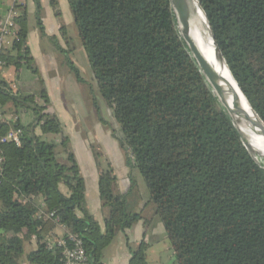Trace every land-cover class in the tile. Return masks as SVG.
I'll list each match as a JSON object with an SVG mask.
<instances>
[{"label":"trees","instance_id":"trees-1","mask_svg":"<svg viewBox=\"0 0 264 264\" xmlns=\"http://www.w3.org/2000/svg\"><path fill=\"white\" fill-rule=\"evenodd\" d=\"M67 1L94 81L121 128L120 137L112 136L130 170L144 178L149 200L143 209L134 207L131 198L141 195L132 173L128 192L118 193L112 164L90 145L99 172L102 228L87 209L84 178L62 122L49 112L42 80L41 90L21 95L0 74L2 113L33 115L29 124L0 120V137L23 131L21 145L0 147V264H21L23 257L28 264H61V250L47 245L56 219L82 238L91 264H104V251L117 233L125 236L129 264H148V245L142 240L132 247L127 233L140 221L148 229L150 205L162 220L176 264H264V166L250 156L199 71L179 35L170 0ZM26 2L15 6L18 41L2 59L5 68L37 74ZM33 2L46 35L41 2ZM198 2L230 72L264 122V0ZM51 5L59 13L57 1ZM65 62L77 81L85 82ZM50 135L60 141L46 140ZM39 212L54 217L44 221ZM33 236L36 248L26 253Z\"/></svg>","mask_w":264,"mask_h":264},{"label":"crops","instance_id":"crops-1","mask_svg":"<svg viewBox=\"0 0 264 264\" xmlns=\"http://www.w3.org/2000/svg\"><path fill=\"white\" fill-rule=\"evenodd\" d=\"M60 1L63 10L67 14L68 7H70L68 1ZM60 1L58 0V4ZM40 2L42 6V24L48 36L47 38H50V40L53 38L55 42L62 48V50H65V54L60 52L59 56L55 48L56 45L55 47L52 46L53 48L48 47V49H44L42 43L43 40L40 38L35 29L32 30L31 19H37L36 5L33 0H27L26 2L30 29L28 36V46L30 48L33 61L36 63L35 65L38 69L37 74L40 76L39 79L42 80L50 99L49 112L57 115L62 122L64 133L69 138L70 148L76 157L81 175L84 178L87 209L90 214L100 223L101 227L104 228L105 215L101 208V200L98 188L99 172L90 148L91 143L86 137L83 136L82 132H80L79 127L82 126V124H80V120L76 121L78 119V96L72 97L68 95L64 79L66 75L65 67L69 68L66 62L64 63V56L67 57L65 61L71 60L72 64L78 70L83 66L79 62L84 60V63L87 64L88 57L81 42H79V46L73 43V38L71 36L73 33L70 32V27H73L74 34L78 33L74 28L76 25L74 21L71 20L70 15H67L69 27L65 19L62 16L59 17V13H57L52 7L50 0H40ZM13 3L14 0H0V19L6 16L8 11L13 6ZM31 74L32 73L27 69H21V71H18L14 66H10L5 68L1 74V77L7 82L11 83L14 91H17L22 95L20 84H23V81L27 80ZM32 84L33 86L31 85V90L33 91V89L36 87L35 84H37L35 78L32 79ZM75 90L78 91L77 85H75ZM33 93L34 92L30 94ZM6 109H9V107L5 106L4 110ZM0 112H2V110H0ZM17 114L18 115L14 117L21 118L24 124H29L33 119L31 112H21ZM7 118L11 121L13 115L10 113L7 114L6 119ZM48 137H46V140L48 141H60L59 136L57 137L59 139L56 137L53 139H47ZM111 143L113 152H117L115 153L116 162H112V167L114 168L115 175L118 179L117 191L120 194H126L130 187V168L126 162L125 153L121 150L119 144L114 141ZM63 191L65 192V190ZM131 202H133L134 207L138 209H143L147 203L145 196L144 198L143 196L131 198ZM153 211L154 210L151 205L145 209V215L151 218V223L148 229L145 228L144 221H140L136 223L130 230H128L127 235L131 246L134 248L137 247L142 242V240H144L148 245V264H167L168 261H171L172 257L175 259V254L170 244V247L168 246L167 234L163 223L160 222V220L157 218V215L153 214ZM53 233L58 236H63L64 229L56 227ZM34 241L35 240L32 239V242H29L27 243L28 245H25L26 253L36 248ZM162 248L165 250H161ZM163 252H168L169 256L163 257ZM130 258L131 254L126 244L124 234L117 233L111 245L108 246L104 251L103 263L129 264Z\"/></svg>","mask_w":264,"mask_h":264},{"label":"rangeland","instance_id":"rangeland-1","mask_svg":"<svg viewBox=\"0 0 264 264\" xmlns=\"http://www.w3.org/2000/svg\"><path fill=\"white\" fill-rule=\"evenodd\" d=\"M56 1H57V11H59V15H60L59 17L62 16L65 19L67 25L69 26L67 22L68 14L70 15L71 20L74 21L70 7H68V12L66 14V12L63 10L61 1L59 0L60 1L59 4H58V0ZM16 13L19 14L20 10L16 9ZM31 28L32 30L35 29L37 33L39 34L40 38L43 40L42 43H43L44 49H48V47H52V46L55 47L56 45L55 40L52 41L50 40V38H47L48 37L47 34L46 35L41 34L37 19L35 18L31 19ZM70 28H71L70 32L73 33L71 35L73 38V43L79 46L80 45L79 36L78 34H74V30L72 26ZM74 28L76 32H78L77 28L76 27ZM55 48L58 52V55L60 56L59 49L57 48V46ZM66 58L67 57L64 56V63H65ZM69 61L72 63L71 60ZM79 63L83 65L81 68H79L80 70L79 72H80L81 77L85 80V82L83 83L78 82L75 74L71 72L70 68H67V67H65L66 75L64 77L68 95L72 97L78 96V102H77V106H78L77 107V118L78 119L76 121L80 120V124H82V126L79 127L80 132H82L83 136L86 137L87 140L91 143L90 145H93V144L97 145L98 148H100V151L102 152L104 158L108 160L109 163L112 164L113 161L116 162L115 153L117 152L115 153L113 152L111 142L114 141L118 144L117 140L112 136V132H115V134L118 137H120L122 134L121 128L119 124L117 123V121L114 119L107 102L105 101V99L102 97V95L100 94L98 90L97 84L93 79V72L91 71L92 69H91L89 60H87V64L84 63V60H81ZM34 64L36 63L34 62ZM33 74L34 73H32L28 79L26 78L27 80H24L23 84H20V87L22 89L21 90L22 95H30V93L37 92L42 89V82L39 79L40 78L39 74H34V75ZM34 78L37 84H35L36 87L32 91L31 85L33 86L32 79ZM75 85L78 86V91L75 90ZM55 137L57 138L58 136L50 135L47 139H53ZM59 151L62 152L61 149H59ZM59 159L62 163L66 162V157L63 153L59 157ZM0 161H1V157H0ZM258 162L261 165H264V160L259 159ZM130 173H132L134 179L136 180L138 184L141 196H143V198L145 196L146 201H148L149 191L147 189L146 182L144 178L142 177V175L140 174L139 170L133 169V170H130ZM153 214H154V211H153ZM157 218L160 220V222H162L159 216H157ZM168 246H169V242H168ZM161 250L164 251L165 249L162 248ZM167 256H169L168 252H163V257H167ZM174 261L175 259L174 257H172L171 261H168L167 264H176L174 263ZM21 264H28L26 257H23L21 259Z\"/></svg>","mask_w":264,"mask_h":264},{"label":"water","instance_id":"water-1","mask_svg":"<svg viewBox=\"0 0 264 264\" xmlns=\"http://www.w3.org/2000/svg\"><path fill=\"white\" fill-rule=\"evenodd\" d=\"M196 1H197V9L204 13L203 9L200 6V3L198 2V0H196ZM170 3H171V7L173 9V13H174L175 18H176L177 29H178V32H179L181 39L183 40L184 44L186 45L190 55L192 56V58L196 62L197 66L199 68V71L204 76L205 80L207 81V84L210 87V89L212 90V93L217 98L218 103L224 109V111L228 114V116L230 117V119L232 121L233 126L236 128L238 133L241 135V137L243 139L244 147L246 148V150L248 151L250 156L253 158V160L257 164L261 165L258 162V159L256 158L251 146L247 142H245L246 137L242 133V131L240 130V126L243 123H248L251 126L258 128L259 129V135L264 139V122L260 119L258 114L252 108L248 99L246 98V96L242 92L240 86L238 85V83L234 79L232 73L230 72V69L228 68L227 63L224 60L222 53H221V51H220V49H219V47L215 41V37H214L212 30L210 28V25L208 23V19L206 17V14L204 13L206 21H207V25H208V30L210 33V38H211L213 46H214V50H215L216 54H218V56L221 58V60H223V62L225 63V66L227 67V72L229 73V75L233 79L234 83L236 84L237 92L239 94H241V96L247 102V105L249 106V108L252 112V114H251L252 116H250L242 108V106H240L239 96L237 94H234L231 89L224 88L221 85L220 78L214 73L212 68L208 65L206 60L200 54V52L198 51V49L196 47V44L194 43L193 39L191 38V34H190L191 21H192V18L194 16V12L196 9L194 6L193 0H170ZM231 97H232L233 105H232V107H229L227 99L231 98ZM259 158L264 160L260 156H259ZM261 166H264V165H261Z\"/></svg>","mask_w":264,"mask_h":264},{"label":"built area","instance_id":"built-area-1","mask_svg":"<svg viewBox=\"0 0 264 264\" xmlns=\"http://www.w3.org/2000/svg\"><path fill=\"white\" fill-rule=\"evenodd\" d=\"M26 0H14L13 6L8 11L5 17L0 19V74L5 70V62L2 56L12 51L13 45L18 41V25L15 22L17 16L15 6L17 4L23 5ZM16 121L17 117H13ZM0 120H6V116L0 112ZM23 131L21 129L10 130L5 136L0 137V147L7 143H14L21 145ZM1 154V152H0ZM41 205L44 207L43 203ZM54 214L38 213V218L44 221L52 219ZM57 227L64 229V235L58 236L53 233L52 239L48 242V247L54 249L55 247L61 250V264H91L84 249L82 238L69 232L64 225L60 224V220L56 219ZM36 240V237H32Z\"/></svg>","mask_w":264,"mask_h":264},{"label":"bare ground","instance_id":"bare-ground-1","mask_svg":"<svg viewBox=\"0 0 264 264\" xmlns=\"http://www.w3.org/2000/svg\"><path fill=\"white\" fill-rule=\"evenodd\" d=\"M195 6L194 16L191 21L190 34L200 54L206 60L208 65L212 68L214 73L220 78V83L224 88H229L234 94L239 96V104L242 108L252 116V112L247 105L244 98L237 92L236 84L227 72V67L221 58L216 54L205 15L203 12L197 9V1L193 0ZM229 107H232V97L227 99ZM240 130L246 137V141L252 148L256 158L259 160V156L264 158V139L259 135V129L251 126L248 123H243L240 126ZM259 155V156H258Z\"/></svg>","mask_w":264,"mask_h":264}]
</instances>
